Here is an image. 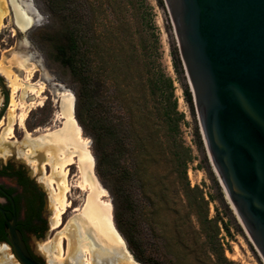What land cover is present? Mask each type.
Instances as JSON below:
<instances>
[{"label": "rangeland", "instance_id": "rangeland-1", "mask_svg": "<svg viewBox=\"0 0 264 264\" xmlns=\"http://www.w3.org/2000/svg\"><path fill=\"white\" fill-rule=\"evenodd\" d=\"M18 1L26 6L35 24L30 31L23 34L17 29L13 16L9 13L0 30V63H3L12 75L17 76L24 86L38 90L39 85L44 84L46 90L38 100L29 97L26 101L36 102V109L30 112L26 121V129L33 136L28 137L26 131L18 124L14 129L15 138L5 140L3 130L6 125L0 127V142L3 148L0 152V168L12 163L40 184L48 203L47 210L42 214L45 218L44 231L39 235L35 232L34 229L38 224L34 219L23 231L32 253L42 264H57L55 258L58 252L48 250L47 246L63 232L65 225L53 230L52 220L56 210L54 196L59 190L56 184L53 187L50 185L48 178L52 170L60 166L59 160L64 152L62 149L48 148L46 145L40 147L36 143L48 134L47 129H50L51 134L64 127V121L59 118L63 112L62 95L70 94L77 105L78 92L84 93L79 81L75 79L71 70L62 64L57 55V47L64 40L62 36L66 34L64 29L69 25L76 27L73 23H76L77 19H67L63 24L64 19L54 18L50 11L48 2L50 0ZM78 1L75 0L76 3ZM82 2L80 14L83 15V19H87L89 25H82L81 33L88 39L86 49L89 53L86 55L95 67L94 76H96V34L98 38L101 37L108 43L111 38L119 36L126 45L132 43L135 46L140 61L138 69L144 68L148 71L144 75L145 81L152 77L154 79L162 77L165 81H170L172 102L176 104L173 114L178 118L176 144L179 149L177 150L174 141L170 140L171 153L169 154L167 150L165 163L148 167V175L144 176L143 173V177L146 178L143 185L131 182L120 188L115 178H104L97 169L95 170L100 185L108 192V198L104 201L110 202L113 207L115 226L124 238L135 264H227L223 260L224 257L232 264H264L215 172L203 136L200 115L182 59L179 40L165 0H117L116 2L82 0ZM17 58L25 63L23 70L15 64ZM31 72L34 75H31ZM0 80L9 91L7 95L0 85V115L3 113L0 124L2 121L7 124L12 93L11 80L1 70ZM187 91L191 94L192 102L188 101ZM17 99L21 101V93ZM148 101L151 107L159 103L158 96L149 97ZM40 102L44 103L42 107L38 106ZM19 110L17 120L23 113V109ZM17 120L16 123H19ZM77 120L79 122L78 118ZM81 127L84 137L90 141V151L96 160L93 133L82 125ZM173 153H179L181 156L186 154L185 179L181 170H178ZM53 160L57 162L54 166L51 165ZM36 165L39 167L37 168ZM69 171L70 182L74 184L78 180V177L74 178L75 175H79L78 167L74 165ZM186 183L191 188H199L198 193L191 194V197L202 195L206 201L203 213L212 222L208 225L212 226L209 234L214 235L210 243L206 240L195 213L187 211V199L183 191ZM0 184L16 187L14 180L6 178H0ZM88 198V193L77 188H73L69 196L73 207L81 210L84 209ZM131 203L138 205L139 209L135 220L126 225V231L133 243L130 246L116 224L115 210L118 209L125 214L127 219L131 215ZM19 206V218L24 224L29 214L28 208L24 200L19 201ZM76 215L72 212L69 215L67 213L64 223ZM132 246L142 253L141 261L136 259ZM216 246L222 247L224 257L214 254ZM89 248L93 251L91 245ZM65 250H67L66 243ZM93 258L96 264H111V261L102 254H95ZM0 264H20L12 247L6 242H0Z\"/></svg>", "mask_w": 264, "mask_h": 264}, {"label": "water", "instance_id": "water-1", "mask_svg": "<svg viewBox=\"0 0 264 264\" xmlns=\"http://www.w3.org/2000/svg\"><path fill=\"white\" fill-rule=\"evenodd\" d=\"M165 2L215 172L264 262V0ZM0 212L19 263L42 264L18 229L15 206L11 220Z\"/></svg>", "mask_w": 264, "mask_h": 264}, {"label": "trees", "instance_id": "trees-1", "mask_svg": "<svg viewBox=\"0 0 264 264\" xmlns=\"http://www.w3.org/2000/svg\"><path fill=\"white\" fill-rule=\"evenodd\" d=\"M48 2L54 18L64 19L63 24L67 19H77V22L73 23L76 27L69 25L64 29L66 32L64 37L62 36L64 42L59 43L57 55L62 64L71 70L84 90V93L78 92L75 116L77 114L79 124L93 133L97 154L95 170L97 169L104 178H115L120 188L131 182L143 185L146 180L143 173L144 176L148 175V167L156 166L161 162L165 163L167 150L170 149V140H173L174 147L179 149L176 144L178 118L173 114L176 104L172 102L173 93L170 81H165L162 77L156 79L152 77L145 81L144 75L148 71L144 68L138 69L140 61L132 43L126 45L119 36L111 38L108 43L101 37L98 38L97 34L96 76H94L95 67L86 55L89 53L86 49L88 39L81 33V26L89 25L87 19H83V15L80 14L82 0L77 3L75 0H50ZM78 27L79 30H77ZM186 95L188 101L192 102L188 91ZM157 96L159 103L151 107L149 97ZM173 157L178 170H181L185 179L186 154L181 156L179 153H173ZM0 174L18 176L20 184L27 188V192L30 191L33 196L36 192L38 194L37 188L27 178L24 171L17 173L10 165ZM183 191L187 199V211L195 213L201 230L210 243L214 235L209 234L212 226L208 225L212 222L203 213L204 205H206L204 197L202 195L191 197V194L198 193L199 188H191L188 183L183 187ZM27 200L29 207H32L36 198L34 201L30 198ZM16 202L18 203L19 199H16ZM137 209H139L138 205L131 203V215L127 219H125V214L118 209L115 210L116 224L130 246L133 243L126 231V225L135 220ZM34 215L39 217L40 213L30 212L23 224L25 228L31 225ZM3 225L4 222L3 224L1 222L0 241L8 243ZM132 249L136 254V259L141 261L142 253L138 252L136 247L132 246ZM222 253V247L216 246L214 254L224 257ZM223 260L227 264H232L225 257Z\"/></svg>", "mask_w": 264, "mask_h": 264}, {"label": "bare ground", "instance_id": "bare-ground-1", "mask_svg": "<svg viewBox=\"0 0 264 264\" xmlns=\"http://www.w3.org/2000/svg\"><path fill=\"white\" fill-rule=\"evenodd\" d=\"M9 13L12 14L15 26L21 33L28 26L35 24L34 18L28 13L26 6L18 0H0V30ZM15 62L20 70L25 68V63L20 58H17ZM0 70L8 75L12 90L7 124H4L3 121L0 124V127L6 125L3 130L4 139L15 138L14 129L19 109H23V113L17 120L18 124L29 137L26 121L30 112L36 109L35 100L42 96L46 87L44 84H40L39 89L35 90L24 86L3 63H0ZM32 74L33 72H31ZM19 93H21V101L17 99ZM62 96L63 112L59 118L64 121V127L51 134L50 129H47L48 134L41 141L37 140L36 143L40 147L46 145L48 148L55 147L64 152L59 160L60 166L53 169L50 178H48L50 185L53 187L56 184L59 190V193L54 196L56 210L52 227L57 229L64 224V217L72 206L69 193L73 188L88 193L89 198L83 210L75 208L77 215L67 221L63 232L57 235L47 248L50 251L58 252L55 258L57 264H96L93 258L95 254H102L104 258L111 261V264H135L132 255L127 250L124 238L115 226L113 207L110 202L104 201L105 198H108V192L97 179L96 160L90 151V141L84 137L83 129L75 116V99L67 93ZM29 97L35 100L27 103ZM43 104L40 102L38 106L42 107ZM1 151L3 148L0 142ZM56 163L53 160L51 165L54 166ZM72 165H76L79 170V175H76L78 180L73 185L68 182L70 175L68 169ZM65 243L67 250H65ZM89 245L92 246L93 251L90 250Z\"/></svg>", "mask_w": 264, "mask_h": 264}, {"label": "flooded vegetation", "instance_id": "flooded-vegetation-1", "mask_svg": "<svg viewBox=\"0 0 264 264\" xmlns=\"http://www.w3.org/2000/svg\"><path fill=\"white\" fill-rule=\"evenodd\" d=\"M2 81L0 80V85H1V87L3 86L2 85ZM3 88V87H2ZM4 90V89H3ZM4 92L7 94V92L4 90ZM8 93H9V91H8ZM7 95H9V94H7ZM1 115H3V113H1ZM1 115H0V117H1ZM18 125V123L16 124V126ZM47 132V131H46ZM27 134V133H26ZM30 134V136H33V134L32 133H29ZM45 135H47V134H45ZM44 135V136H45ZM12 166L13 167V169H14V171L15 172H19V171H24L23 169H21L20 167H16L14 164H12V163H10V164H7L6 166H4V167H2V168H0V173L1 172H3V170L5 169V168H7L8 166ZM44 165H46V166H49V164H44ZM46 166H43V168H45ZM73 166V165H72ZM72 166H70V167H72ZM36 167H37V165H36ZM39 167V166H38ZM37 167V168H38ZM69 167V168H70ZM42 168V167H41ZM42 170V169H41ZM69 170V169H68ZM25 172V171H24ZM38 172V171H37ZM36 172V173H37ZM41 172V171H40ZM69 173H70V171H69ZM73 173V172H72ZM25 174H26V176H27V178L30 180V181H32V183H33V185L37 188V191H38V194H37V192H36V194L33 196L31 193H30V191L29 192H27V188L24 186V185H22V184H20V180H19V177L18 176H4V175H2V174H0V178H6V179H9V180H14L15 181V183H16V187H6V186H4V185H1L0 184V207H2L5 211H6V216H7V219L8 220H11L12 218H13V216H14V206H15V210H16V214H17V217H18V229L22 232V234H23V236H24V240H25V242H26V244H27V246H28V248H29V251L31 252V254L33 255V256H35L33 253H32V251H31V249H30V247H29V244H28V242H27V238H26V236H25V234H24V229H25V227L26 226H24L22 223H21V221H20V218H19V215H20V206H19V202L17 203L16 202V199H19V201H21V200H24L25 201V203H26V205H27V208H28V212L30 213V212H32L33 214L34 213H36V212H38V213H40V216L39 217H37V216H35L34 215V217H33V219H34V221L38 224L37 225V227H35V232L39 235L40 233H43V231H44V227H43V225H44V220H45V218L43 217V212L45 211V210H47V208H48V203L46 202V198H45V195H44V193H43V190L41 189V186H40V184L38 183H36L34 180H32L29 176H28V174L25 172ZM70 177H71V173H70V175H69V178H68V182L71 184V182H70ZM76 177V175L74 176V178ZM76 182V181H75ZM74 182V183H75ZM71 185H73V184H71ZM31 189L33 188V187H30ZM71 193V192H70ZM70 193H69V196H70ZM27 198H30V199H33V201H34V198H36V200L34 201V203H32V207H29V205H28V203H27ZM74 206H75V204H74ZM71 212L72 213H75V208L73 207V205L71 206V208L69 209V212H68V215H69V213L71 214ZM0 214H1V216H0V224H1V222H2V224H3V222H4V232H5V227H6V224H7V221H6V219H5V217H4V215L0 212ZM64 225H66V223H64L61 227H63ZM60 227V228H61ZM65 227V226H64ZM56 228H53V230H55ZM58 229V228H57ZM64 229V228H63ZM2 236L0 235V238H1ZM6 238H7V235H6ZM0 242H4V241H0ZM36 257V256H35ZM36 259H37V257H36ZM38 260V259H37ZM39 261V260H38ZM40 262V261H39ZM41 263V262H40Z\"/></svg>", "mask_w": 264, "mask_h": 264}]
</instances>
